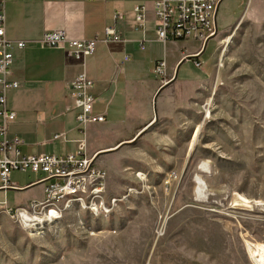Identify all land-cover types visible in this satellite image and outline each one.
Returning <instances> with one entry per match:
<instances>
[{
    "label": "rangeland",
    "instance_id": "1",
    "mask_svg": "<svg viewBox=\"0 0 264 264\" xmlns=\"http://www.w3.org/2000/svg\"><path fill=\"white\" fill-rule=\"evenodd\" d=\"M247 6L223 0L203 80L177 90L178 107L168 95L143 140L103 170L102 207L34 213L43 185L27 184L44 173H9L24 189L0 199L29 218L0 213V264H256L247 244H264V14L244 16Z\"/></svg>",
    "mask_w": 264,
    "mask_h": 264
},
{
    "label": "crops",
    "instance_id": "2",
    "mask_svg": "<svg viewBox=\"0 0 264 264\" xmlns=\"http://www.w3.org/2000/svg\"><path fill=\"white\" fill-rule=\"evenodd\" d=\"M3 1L5 33L11 40L32 41L56 29L64 30L69 38L88 39L108 25L121 36L120 41L97 43L85 60L86 75L94 82V110L105 119L84 128L77 124L75 112L65 111L67 88L82 72V63L62 49L40 48L34 43L13 51V76L20 86L11 90L15 93L7 100L16 112L9 133L23 140L24 154L62 155L75 152L83 143L93 164L106 170L160 120L168 95H174L172 103L178 107L177 90L195 87L207 71L204 64L208 59L203 62L201 58L209 40L205 46L197 40L195 46H189V39L159 41L152 0ZM137 5L146 8L139 29L135 28ZM244 11V16H262L264 0H250ZM116 12L122 14L121 19H114ZM161 60L166 63L165 72L158 76L154 66ZM194 61H199L200 67ZM185 63L193 71L179 76ZM58 132H64L65 138L53 140L52 135ZM34 182L27 185L39 184ZM0 201L8 205L6 199Z\"/></svg>",
    "mask_w": 264,
    "mask_h": 264
},
{
    "label": "built area",
    "instance_id": "3",
    "mask_svg": "<svg viewBox=\"0 0 264 264\" xmlns=\"http://www.w3.org/2000/svg\"><path fill=\"white\" fill-rule=\"evenodd\" d=\"M223 0H152L155 15L157 39L188 40L205 42L217 33V10ZM248 5L250 0H241ZM144 5L134 7L136 29L142 28L145 21ZM122 14L114 13V19H121ZM4 1L0 0V189L17 190L20 186L9 180L13 170L34 173L42 172L44 176L34 183L43 185V197L29 202V208L47 212L54 216L62 210L75 206L91 211L102 207L101 194L105 187V173L93 164V159L85 154L84 144L79 143L75 152L57 154H24L21 151L23 140L17 135H10L9 125L16 118V112L8 107L7 93L17 89L20 82L13 76L15 49H23L29 43L40 48L62 49L67 56L82 63L83 70L67 88L68 103L66 112H75V120L84 128L90 123L104 121L103 113L94 110L96 97L93 93L94 82L85 72V60L94 53L97 43L120 41L121 36L113 25L105 26L101 34L88 39L69 38L62 29L45 31L36 40H11L5 33ZM200 67L199 61H194ZM165 61L154 66V72L163 76ZM65 138L64 132L52 135V139ZM25 216L26 209L8 206L0 201V213ZM41 212V213H42Z\"/></svg>",
    "mask_w": 264,
    "mask_h": 264
},
{
    "label": "bare ground",
    "instance_id": "4",
    "mask_svg": "<svg viewBox=\"0 0 264 264\" xmlns=\"http://www.w3.org/2000/svg\"><path fill=\"white\" fill-rule=\"evenodd\" d=\"M196 133H197V130L195 131L194 135ZM27 218H29V217L26 216L25 219H27ZM41 221H43V220L41 219ZM247 245H248V249L250 250L251 257L253 259H255V263L256 264H264V244L260 243V244L255 245L253 243H248Z\"/></svg>",
    "mask_w": 264,
    "mask_h": 264
},
{
    "label": "water",
    "instance_id": "5",
    "mask_svg": "<svg viewBox=\"0 0 264 264\" xmlns=\"http://www.w3.org/2000/svg\"><path fill=\"white\" fill-rule=\"evenodd\" d=\"M214 36H212L211 38H213ZM209 40V39H208ZM208 40H206L205 42H204V46H205V44L207 43V41ZM21 189H24V188H20V189H18V190H21Z\"/></svg>",
    "mask_w": 264,
    "mask_h": 264
}]
</instances>
